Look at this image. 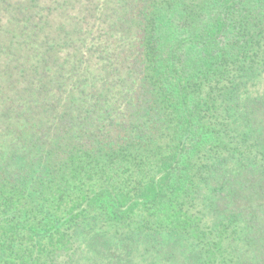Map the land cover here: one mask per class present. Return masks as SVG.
<instances>
[{
	"label": "trees",
	"instance_id": "obj_1",
	"mask_svg": "<svg viewBox=\"0 0 264 264\" xmlns=\"http://www.w3.org/2000/svg\"><path fill=\"white\" fill-rule=\"evenodd\" d=\"M136 251L264 264V0H0V264Z\"/></svg>",
	"mask_w": 264,
	"mask_h": 264
},
{
	"label": "rangeland",
	"instance_id": "obj_2",
	"mask_svg": "<svg viewBox=\"0 0 264 264\" xmlns=\"http://www.w3.org/2000/svg\"><path fill=\"white\" fill-rule=\"evenodd\" d=\"M137 254L134 255V260L132 261H126L127 264H154L153 262V259L155 260V262H160L159 264H166V263H163L162 261L163 260H159L158 258L155 259V257L152 258V255H147V258H143L141 255H140V252L136 251ZM195 260L197 261V258L195 257Z\"/></svg>",
	"mask_w": 264,
	"mask_h": 264
}]
</instances>
